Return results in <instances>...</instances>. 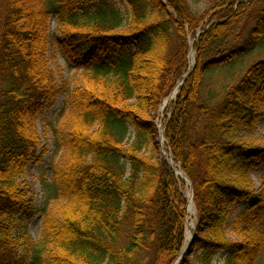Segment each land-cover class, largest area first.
<instances>
[{
	"label": "trees",
	"instance_id": "trees-1",
	"mask_svg": "<svg viewBox=\"0 0 264 264\" xmlns=\"http://www.w3.org/2000/svg\"><path fill=\"white\" fill-rule=\"evenodd\" d=\"M210 1L200 13L190 0H0V264L176 261L185 183L157 157L155 114L188 72V36L194 67L161 120L164 150L188 179L196 210L179 264H212L217 254L223 264H255L264 180L254 195L249 173L264 167V149L238 136L262 117L264 0ZM49 18L82 84L69 92L68 158L45 186L67 206L33 243L26 223L45 208L18 180L36 159L34 122L60 93L45 58ZM239 203L231 231L240 240L227 242L221 231Z\"/></svg>",
	"mask_w": 264,
	"mask_h": 264
},
{
	"label": "rangeland",
	"instance_id": "rangeland-1",
	"mask_svg": "<svg viewBox=\"0 0 264 264\" xmlns=\"http://www.w3.org/2000/svg\"><path fill=\"white\" fill-rule=\"evenodd\" d=\"M190 5L196 12L201 13L211 5V1L190 0ZM122 11H126V9H122ZM47 25L49 29V40L45 50V58L47 61L48 69L52 72L53 75V85L57 86L60 89V93L59 95H57L53 104L49 108H46L45 111L40 114L34 122L35 133L39 139L36 159L26 165L21 177L18 180L21 186L31 191L32 201L35 206L39 210L45 208V212H39L32 220L26 223V237L29 242L33 243L37 242L40 239L46 222H50L52 220H56L59 222L67 206L66 201L62 198H49L48 191L45 186L51 183V180L53 179V170H58L60 164H63L68 158V142L70 139L69 132L73 125L75 114L72 98L70 97L69 92H71V90H73L75 87L82 84L81 71H79L78 69H69L67 67V62L57 46V40L61 39V34L55 20L49 18L47 21ZM125 28L126 27H122L121 29L114 31V33L121 34L125 30ZM199 33L200 29L196 30L195 37H197ZM194 39L195 38L191 36L187 37L190 49L188 59L190 58L191 54L193 58H195V53L193 50ZM255 57H259L257 53H254L252 55L253 59H256ZM67 87H69V91H67L68 95L64 92L65 90H67ZM166 98L163 99L162 103L164 102V100H166ZM167 107L168 104L165 108L162 109L161 104L160 108L155 114L156 128L158 131L156 142L159 145L157 157L161 156L165 158L176 176L177 174L174 170H179V168H176V165L170 160L168 152L164 150L165 142L163 137L161 138L160 133L161 119H163L164 111ZM238 142L241 144L250 145L255 148L264 149V106L262 117L256 123L255 129L251 132H241L238 136ZM144 155L147 156L148 153H144ZM225 178L227 182L232 180V176L230 174H226ZM263 180L264 167H260L250 171L249 181L251 183L252 192L254 193V195L259 194L260 186ZM190 191V187L186 186L185 183L184 195L187 200V209V196L189 193L191 195ZM192 206L193 207L190 212H188L187 210L184 231V239L187 230L190 231L191 238L188 242L184 240L182 251L187 248V246L191 242L193 235H195L196 210L194 208L193 202ZM244 208V203L235 205L225 225L223 226L221 235L227 242H239L240 239L236 237L231 231V224L234 217ZM255 233L259 238L262 239V247L257 255L255 264H264V222L260 223L257 226ZM211 263L223 264L219 254L213 257Z\"/></svg>",
	"mask_w": 264,
	"mask_h": 264
},
{
	"label": "bare ground",
	"instance_id": "bare-ground-1",
	"mask_svg": "<svg viewBox=\"0 0 264 264\" xmlns=\"http://www.w3.org/2000/svg\"><path fill=\"white\" fill-rule=\"evenodd\" d=\"M192 63H193V56L190 55L189 65L192 66ZM176 92H177V89H175L173 91V93H171V95L169 96V98L166 101H164V104H166L168 101L172 100L175 97ZM176 174L178 176H181V173H180L179 170H176ZM187 199H188V209L187 210H188V212H190V210L193 207L192 206V199H191L190 193L188 194ZM190 238H191V233H190V231L187 230V233L185 235V241L188 242ZM175 264H177V263H175Z\"/></svg>",
	"mask_w": 264,
	"mask_h": 264
},
{
	"label": "water",
	"instance_id": "water-1",
	"mask_svg": "<svg viewBox=\"0 0 264 264\" xmlns=\"http://www.w3.org/2000/svg\"><path fill=\"white\" fill-rule=\"evenodd\" d=\"M189 73H190V72H189ZM189 73H188V74H189ZM188 74H187V75H188ZM187 75H186V76H187ZM193 240H194V235H193V237H192V239H191V242H190L189 245L187 246V248H185V249L181 252L179 258H178L177 261H176L177 264H178L179 261L183 258V256L186 255V254L189 252V248H190V245H191V243H192Z\"/></svg>",
	"mask_w": 264,
	"mask_h": 264
}]
</instances>
